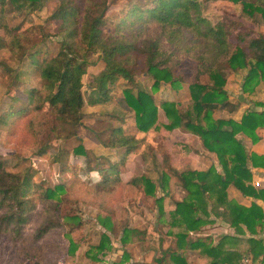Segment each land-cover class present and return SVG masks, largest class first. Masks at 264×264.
<instances>
[{
    "label": "rangeland",
    "instance_id": "374dc122",
    "mask_svg": "<svg viewBox=\"0 0 264 264\" xmlns=\"http://www.w3.org/2000/svg\"><path fill=\"white\" fill-rule=\"evenodd\" d=\"M74 1L80 7L83 6L84 0ZM199 1L202 4L201 15L212 25L224 22L223 29L227 31V40L234 47L245 44L246 31L264 35V21L258 12L249 17L242 11L239 3L226 0ZM58 2L59 0H47L41 10L33 13L28 12L25 4L17 7L9 1L5 2L3 16L5 25L11 32L0 30V119L7 111L15 113L25 107L28 90L37 89L42 83L27 58L19 61L18 56L10 51L9 35L19 32L23 43L33 44L40 51L39 58L48 59L56 55L61 50L63 38L59 33V21L49 20L48 17ZM131 3L143 5L147 4V0L110 1L102 33L113 35L119 30L120 41H127L135 46H148L149 40L154 39L158 33L144 27L142 22L134 20L129 23L128 20L125 28H117ZM198 37L188 28L180 29L179 32L166 30L161 37L175 51L170 58V65L175 75L180 77L178 89L171 88L169 83L163 81L157 89H153V79L145 73L142 60L133 56L131 63H125L128 56L123 55V64L133 71V81L119 78L110 85L108 100L90 105L88 101L91 88L88 76L84 75L81 87L84 100L83 120L76 136L72 135V130L64 127L62 121L56 117L57 113L47 103L42 104L39 111L33 108L35 111L30 110L28 114L13 115L5 124L0 122V160L6 171H32L34 176L31 182L45 188L62 181L60 171L63 165H69L65 171L68 182L64 191L58 192L51 200L37 201L28 212L18 234L13 230L0 231V264H157L161 259H167L169 252L175 249V234L183 229L182 225H178V215L173 216L169 206L175 200L185 199L188 194L180 186L179 174L195 169V166L208 165L205 166L207 169L210 165H217L218 159L198 142V136L188 134L191 135L190 138L181 133V129L176 130L175 135L173 130L160 128L138 130L134 114L123 99V90L130 89L136 93L138 89H145L157 106L161 101L172 100L185 109L191 103L188 85L194 80L198 65L195 57L204 53L203 56L208 59L214 54L211 43ZM96 58L93 55L90 59ZM223 69L227 73L224 85L227 96L237 108L232 112L218 108L213 111V117H233L240 120L248 110H263V83L257 84L251 93L243 92L244 70L234 72L228 70V67ZM88 71L95 72L96 68L92 67ZM199 79L202 82L209 81L207 74L200 75ZM157 118V122L162 120L159 115ZM33 121L39 123L34 134L28 128L29 122ZM119 125L126 136L137 140L136 143L131 141V147L129 144L114 148L102 146L99 139H108L111 128ZM256 132L258 136L262 134L260 128ZM242 135L250 138L239 133L242 140ZM80 145L86 148L87 158L85 154L75 152ZM41 147L45 149L44 156L38 155ZM204 152L215 155L214 164L209 159L212 157L206 156ZM246 153L250 155L248 151ZM122 159L124 161L119 164L121 183L117 184L115 190L107 194L91 192L90 183L99 181L102 174L93 170L86 171V165L105 167ZM169 165L177 174L168 169ZM136 175L150 178L155 187L154 195L143 194L139 186L127 182L131 176ZM74 178H79L84 186L79 182L74 183ZM255 184L260 186L261 182L257 181ZM30 194L31 186L26 195L29 197ZM35 195L38 197V194ZM160 197L162 213L159 212L157 202ZM206 210L208 214L199 213L203 219L207 218L209 221L200 225L197 229L200 232L190 231L189 239L207 240L209 235L213 239L219 237V220L211 206ZM106 215L112 222L109 230L98 222V217ZM48 224L55 226L37 238L39 229ZM124 228L134 231L125 244L121 242ZM169 231L172 234H168ZM102 234L108 236L109 248L100 252L96 245ZM72 245L75 246L73 250ZM184 253L188 261L195 259L197 255L195 250H186ZM249 258L242 254L240 264H249Z\"/></svg>",
    "mask_w": 264,
    "mask_h": 264
},
{
    "label": "trees",
    "instance_id": "16d2710c",
    "mask_svg": "<svg viewBox=\"0 0 264 264\" xmlns=\"http://www.w3.org/2000/svg\"><path fill=\"white\" fill-rule=\"evenodd\" d=\"M9 1L15 6L28 7V12L41 10L47 0H0V30L10 33L3 16L5 2ZM111 0H84L80 7L74 0H59L58 5L49 15V20L59 21L60 34L62 35L61 50L51 58H39L40 51L35 45L23 43L20 33L10 36V51L18 56V60L27 58L42 80L37 89L31 88L27 92L25 107L15 113L7 111L0 119L2 124L13 115L28 114L30 110H40L42 104H49L57 113L56 117L62 121L64 127L72 130L76 136L77 129L83 120L82 107L84 104L81 87L82 77L89 78L90 105L104 102L109 99L110 85L122 78L132 82L133 71L123 64V55H127L125 63H131L133 56L140 58L145 66V73L153 79L152 88L157 89L161 81L169 83L171 88L178 89L180 77L176 76L171 65V56L175 53L172 47L167 46L161 38L166 30L172 29L179 32L188 28L214 48L211 58H205L200 53L195 58L198 61L194 80L188 85L191 103L185 109L172 100H164L157 106L150 93L145 89H138L133 93L130 89L123 90V99L134 114L136 128L140 131L164 129L172 131L181 129L194 136H198L201 144L211 153H214L222 166L223 173H217L211 166L205 171L188 170L179 174L180 185L187 190V196L181 201H174L173 215H178L179 223L183 229L175 235V249L171 250L167 259L163 258L157 264H240L242 254H251L256 258L259 254L264 258L263 239L235 238L223 235L216 243L198 238L189 239L188 233L196 231L206 220L202 214H208L207 207L231 227L239 229L243 224L250 233L257 231V226L264 225V213L261 206L252 202L249 206L238 205L226 198V188L234 185L244 196L262 197L264 189H256L251 181L252 174L248 168V161L254 167H264V155L251 152L246 153L245 147L237 138L242 133L253 142L260 137L257 129L264 127V109L248 110L236 121L233 118H214L213 111L220 108L229 112L234 111L237 105L227 96L224 87L227 73L224 68L234 72L244 70L242 91L251 93L260 82L264 85V35L251 30L245 32V44L236 45L227 40V31L223 23L212 25L201 15V1L199 0H147V4L131 3L129 10L118 23V29L125 28L126 24L137 20L158 35L150 39L148 46H135L127 41H120V31L116 34L103 35L102 25L107 18V11ZM210 1V0H202ZM214 1V0H213ZM241 5L242 11L249 17L258 12L264 21V0H226ZM150 27V28H149ZM4 29V30H3ZM198 37V38H199ZM2 41V37H0ZM176 46L175 43H172ZM181 46V45H179ZM2 47V45H0ZM134 52V53H133ZM27 53V54H26ZM96 55V59H90ZM143 56V57H142ZM203 56V57H202ZM95 72H89L90 68ZM207 74L208 82H202L200 75ZM41 106V107H40ZM35 111V110H34ZM159 111L165 122H157ZM38 121L29 122V130L34 134ZM105 147H120L136 139L124 134L122 127H112L108 139H99ZM129 147V148H130ZM77 154H85L86 148L78 146ZM45 149L40 148L38 155H45ZM125 158V157H124ZM108 166L86 165V171H98L102 174L99 181L90 183V191L111 193L121 183L119 164ZM89 162V161H88ZM67 164V163H66ZM69 165L61 169L62 181L53 187H42L32 183L33 172L11 173L5 170L0 160V231L20 232L25 223L28 212L37 201L51 200L58 192L64 191L67 184L65 171ZM168 169L177 174L170 165ZM115 180V181H113ZM117 180L119 182H117ZM84 183L79 178H74V183ZM139 186L143 194L154 195V184L146 175L131 176L128 181ZM114 185V186H113ZM31 194L28 197V189ZM35 194H38L36 197ZM162 198H158L159 212L162 213ZM176 214V215H175ZM108 215L112 216L111 213ZM98 217V222L106 230L112 228L109 216ZM73 218V217H72ZM55 225H45L37 232L41 237L49 228ZM134 231L124 228L121 237L123 244L127 243ZM168 234H172L171 231ZM109 238L102 234L96 249L100 252L108 246ZM242 244V245H238ZM72 244V242H71ZM74 244V243H73ZM236 245L237 248L233 245ZM75 248L72 245L71 250ZM186 250L197 251L196 258L189 262L184 253ZM127 256V254H124Z\"/></svg>",
    "mask_w": 264,
    "mask_h": 264
},
{
    "label": "crops",
    "instance_id": "0c3cea01",
    "mask_svg": "<svg viewBox=\"0 0 264 264\" xmlns=\"http://www.w3.org/2000/svg\"><path fill=\"white\" fill-rule=\"evenodd\" d=\"M158 115H159V118H160V116L162 117V120H159V121H165V118H164V116L162 115V113L160 111H159V114ZM231 118H233V117H231ZM233 119L236 120V121H238L235 118H233ZM176 130H180V129H174L172 131V133L174 135L177 133ZM260 130L262 131V134H259V137L260 138L256 142H253L250 138H247V137H245L243 135H242V137L244 139L242 140L241 139V136L240 137L238 136L239 133L237 134V138H239L240 141L242 142V144L244 145L246 152L248 151L249 153L253 152V153H256L258 155H264V127L263 128H260ZM181 133H184V134H187V135L190 134V133H187L185 131H182ZM192 136H194V135H192ZM194 139H197V137H195ZM199 140L200 139H198V142H200ZM204 154H207L206 156H209L210 155L212 158H209V159H210L211 162L213 161L212 164H214L215 159L213 158V156L215 157V155L214 154L205 153V152H204ZM216 164L217 165H210V166H213L216 169L217 173H223L222 166H221V164L219 163L218 160L216 161ZM205 166L207 167L208 165H204V167L195 166V169H192V170L205 171V170L208 169V168L206 169ZM247 166H248V168H249V170H250V172L252 174V181H251L252 185L256 189H264V167H254L251 164H249ZM196 167H197V169H196ZM257 181L258 182H261L260 186H258V185L255 184V182H257ZM225 192H226V198L228 200L234 201L238 205H242V206H249L252 202H255L257 205H259V206L262 207L263 213H264V200H263L262 197L244 196L232 184H229L227 186ZM181 200H183V199L175 200V201H181ZM174 208H175L174 203L170 204V206H169L170 213H173ZM204 219L206 221H209L207 218H204ZM217 219L219 220L218 223H219V226H220V228H219V231H220L219 237H217V239H213L210 235L207 236V237H210L212 239V242L213 243H216L218 241V239L220 237H222L223 235H231V236H233L235 238L239 237V238H244V239L245 238L252 237L254 239H263V241H264V225L262 227L261 226H257V228H256L257 231L255 233H250L245 228V226L243 224H240V228L239 229L242 231V233H244V234H241L238 229H235V228L231 227L228 223L224 222L220 217H217ZM198 231L199 230L194 231V232H198ZM238 245H242V244H239L238 243ZM233 246H235L237 248V246L235 244ZM244 255L250 257L248 259L249 264H264V258H263V255L262 254H259L256 258H253L251 254H244ZM191 261H193V260H191ZM191 261L189 260V262H191Z\"/></svg>",
    "mask_w": 264,
    "mask_h": 264
}]
</instances>
